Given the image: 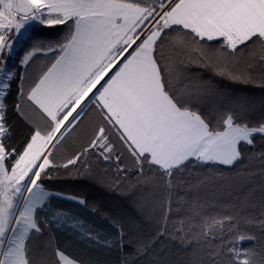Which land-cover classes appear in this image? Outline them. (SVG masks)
<instances>
[{"label": "snow or ice", "instance_id": "1", "mask_svg": "<svg viewBox=\"0 0 264 264\" xmlns=\"http://www.w3.org/2000/svg\"><path fill=\"white\" fill-rule=\"evenodd\" d=\"M32 23L63 31L20 56ZM193 69L264 90V0H0V264H264V96ZM62 176L127 200L107 234Z\"/></svg>", "mask_w": 264, "mask_h": 264}, {"label": "trees", "instance_id": "2", "mask_svg": "<svg viewBox=\"0 0 264 264\" xmlns=\"http://www.w3.org/2000/svg\"><path fill=\"white\" fill-rule=\"evenodd\" d=\"M62 27L47 28L37 24H33L30 28L28 36L16 48L18 55H23V50L27 48L31 40L29 37H40L45 40H54L62 33ZM194 72H199L204 79H211L219 88L226 90L236 96H254L260 98L264 96V90L255 88L250 85H243L233 83L227 80H222L219 77H214L210 72L202 69H193ZM16 84H13L12 95L8 97L11 103L15 96ZM19 131V129H18ZM206 171V169L204 170ZM94 172L97 177L103 175L102 171L94 166ZM45 185L49 189L63 191L65 193H73L84 197L89 202V207L84 208L74 202L62 199L53 198L50 207L53 209L71 210V212L81 219L87 221L95 231L102 234H107L111 229L110 225L105 220V214H113L117 211L125 210L127 207V200L117 193L109 192L101 188L96 182L89 179H72L67 177H60L56 180L45 181ZM213 200L226 201L227 196L221 194L219 197H212ZM96 204L97 212L95 215L91 213V205ZM55 236V243L62 248L66 254L75 256L80 259L97 258L106 261H114L116 253H108L106 250L93 247L87 242L82 241L78 236L70 231L59 230L53 233ZM245 246H248L247 244Z\"/></svg>", "mask_w": 264, "mask_h": 264}, {"label": "crops", "instance_id": "3", "mask_svg": "<svg viewBox=\"0 0 264 264\" xmlns=\"http://www.w3.org/2000/svg\"><path fill=\"white\" fill-rule=\"evenodd\" d=\"M33 24H35V23H32L31 26H32ZM31 26L28 28L26 35L21 37L20 41H19V42L17 43V45H16V48H17V47L20 45V43H21V42H22V41L28 36ZM40 57H42V58L44 59V57H43L42 55H39V58H40ZM77 139H78L79 141L82 142V141H83V134L81 133L80 136L77 137Z\"/></svg>", "mask_w": 264, "mask_h": 264}, {"label": "rangeland", "instance_id": "4", "mask_svg": "<svg viewBox=\"0 0 264 264\" xmlns=\"http://www.w3.org/2000/svg\"><path fill=\"white\" fill-rule=\"evenodd\" d=\"M35 24L39 25L38 23H35ZM40 26H42V25H40ZM39 59H40V60H43V58H42V57H40Z\"/></svg>", "mask_w": 264, "mask_h": 264}]
</instances>
